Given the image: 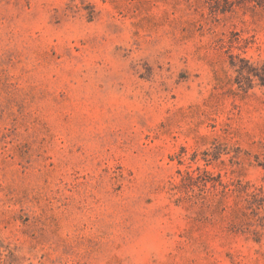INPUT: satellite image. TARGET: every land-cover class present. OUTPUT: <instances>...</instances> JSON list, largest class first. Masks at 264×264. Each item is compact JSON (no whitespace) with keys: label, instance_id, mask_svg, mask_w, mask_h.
<instances>
[{"label":"rangeland","instance_id":"1","mask_svg":"<svg viewBox=\"0 0 264 264\" xmlns=\"http://www.w3.org/2000/svg\"><path fill=\"white\" fill-rule=\"evenodd\" d=\"M0 264H264V0H0Z\"/></svg>","mask_w":264,"mask_h":264},{"label":"trees","instance_id":"2","mask_svg":"<svg viewBox=\"0 0 264 264\" xmlns=\"http://www.w3.org/2000/svg\"><path fill=\"white\" fill-rule=\"evenodd\" d=\"M228 3L233 4L234 2H228ZM223 10H227V8L225 7Z\"/></svg>","mask_w":264,"mask_h":264}]
</instances>
